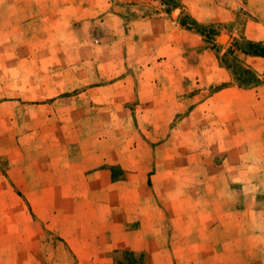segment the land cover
I'll list each match as a JSON object with an SVG mask.
<instances>
[{
  "label": "rangeland",
  "instance_id": "obj_1",
  "mask_svg": "<svg viewBox=\"0 0 264 264\" xmlns=\"http://www.w3.org/2000/svg\"><path fill=\"white\" fill-rule=\"evenodd\" d=\"M252 51L264 0H0V264H264Z\"/></svg>",
  "mask_w": 264,
  "mask_h": 264
},
{
  "label": "trees",
  "instance_id": "obj_2",
  "mask_svg": "<svg viewBox=\"0 0 264 264\" xmlns=\"http://www.w3.org/2000/svg\"><path fill=\"white\" fill-rule=\"evenodd\" d=\"M253 46V45H252ZM252 54H255V55H260V56H264V54L260 53V52H255V51H252Z\"/></svg>",
  "mask_w": 264,
  "mask_h": 264
},
{
  "label": "crops",
  "instance_id": "obj_3",
  "mask_svg": "<svg viewBox=\"0 0 264 264\" xmlns=\"http://www.w3.org/2000/svg\"><path fill=\"white\" fill-rule=\"evenodd\" d=\"M133 2H142V1H145V0H132ZM117 248V247H116ZM119 248H124V247H119Z\"/></svg>",
  "mask_w": 264,
  "mask_h": 264
},
{
  "label": "bare ground",
  "instance_id": "obj_4",
  "mask_svg": "<svg viewBox=\"0 0 264 264\" xmlns=\"http://www.w3.org/2000/svg\"><path fill=\"white\" fill-rule=\"evenodd\" d=\"M177 13V12H176Z\"/></svg>",
  "mask_w": 264,
  "mask_h": 264
}]
</instances>
